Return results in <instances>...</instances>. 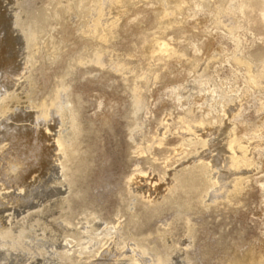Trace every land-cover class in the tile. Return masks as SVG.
Wrapping results in <instances>:
<instances>
[{
	"label": "rangeland",
	"instance_id": "rangeland-1",
	"mask_svg": "<svg viewBox=\"0 0 264 264\" xmlns=\"http://www.w3.org/2000/svg\"><path fill=\"white\" fill-rule=\"evenodd\" d=\"M106 1L0 0V264H264V0Z\"/></svg>",
	"mask_w": 264,
	"mask_h": 264
},
{
	"label": "bare ground",
	"instance_id": "bare-ground-1",
	"mask_svg": "<svg viewBox=\"0 0 264 264\" xmlns=\"http://www.w3.org/2000/svg\"><path fill=\"white\" fill-rule=\"evenodd\" d=\"M115 1L116 0H107L106 3L109 6H111V8H112ZM110 9L107 8L105 6V4H103L102 7H100V9H99V20L101 23L109 24L110 21L112 20L110 18V15H111ZM44 114H46V111L44 112ZM19 147H20V144H17V148H19ZM227 147L230 148L232 150V152L240 150L242 154L247 153V151H248V148L245 145H240V144L236 143L231 131H229V134H228ZM42 151H43L42 148L36 146L33 153H35L34 155H36V154L39 155V154H42ZM40 160L42 161V159H40ZM10 162H11L10 167L8 168V171H7V174L10 177V179L17 178L21 169L24 170V173L28 172V169L24 168L25 161L21 158V155L18 152V149H17V153L13 154V158H10ZM134 180H135V183L138 184L143 180V178L140 177V174H138ZM233 180H232V182H233ZM1 187L5 188V182L4 181H0V190H1ZM151 187H154V186L152 185ZM226 191H228V189ZM146 193H148V192H146ZM121 248H122L121 245H117L118 250H121ZM135 254H136V249L133 251V253L130 255V257H128L130 261H132V260L137 261V259H135ZM254 261L255 260H254L253 256L249 255L246 258L237 257V258H235V260H233L229 264H251V262H254Z\"/></svg>",
	"mask_w": 264,
	"mask_h": 264
}]
</instances>
